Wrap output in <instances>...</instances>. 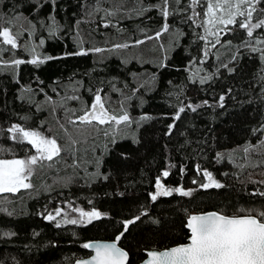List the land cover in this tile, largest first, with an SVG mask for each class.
<instances>
[{"label": "trees", "instance_id": "trees-1", "mask_svg": "<svg viewBox=\"0 0 264 264\" xmlns=\"http://www.w3.org/2000/svg\"><path fill=\"white\" fill-rule=\"evenodd\" d=\"M254 6L252 23L264 19V0ZM206 8L207 0H0V31L18 39L13 48L0 37V158L32 151L13 139L14 125L48 133L61 148L33 166L31 187L0 193V264H73L89 240L121 233L118 244L134 264L145 249L185 242L192 213L264 209V59L252 50L264 49L257 43L264 28L249 37L238 16L212 28L223 29L217 43L205 31ZM123 39L132 44L113 47ZM33 44L37 64L28 62ZM82 49L87 54L73 55ZM17 59L24 63L12 64ZM97 92L107 109L129 115L116 127L125 136L111 134L113 123L77 119ZM77 132L93 140L92 175L72 165L82 157ZM63 165L71 171L55 173ZM205 171L223 187L202 188ZM157 178L192 195L153 201ZM58 208L62 214L48 219ZM72 208L102 215L89 222ZM65 213L79 222L67 223ZM127 221L134 223L125 231Z\"/></svg>", "mask_w": 264, "mask_h": 264}, {"label": "snow or ice", "instance_id": "snow-or-ice-1", "mask_svg": "<svg viewBox=\"0 0 264 264\" xmlns=\"http://www.w3.org/2000/svg\"><path fill=\"white\" fill-rule=\"evenodd\" d=\"M167 5L168 0H164ZM200 0H192V4L196 5ZM261 3V0H207V8L204 12L206 19L204 25L205 31L210 36H216V42H219V31L213 32L212 28L217 25H234L237 24V17H243L239 21V27L246 29L247 35L251 37L254 29L264 28V19H260L256 23H252L253 12L256 11L255 4ZM249 5V7H242ZM264 11V10H262ZM165 17L169 15L167 7L162 9ZM197 15H199L197 13ZM164 31L168 30V25L165 24ZM157 32L156 36L159 37ZM0 37L3 38V43L17 47L16 38L10 32L9 28L5 27L0 31ZM205 38V37H202ZM143 41H137L142 43ZM257 43H264V40H258ZM43 44V41H41ZM128 45H117L116 47H127ZM213 46H215L213 44ZM253 51H261V58L264 59V49L253 48ZM2 51V49H0ZM99 52L101 49L97 48ZM84 51L73 53V55H85ZM207 55V53H205ZM48 57L47 59H50ZM32 64H37L38 60L33 58L28 61ZM43 62V61H39ZM23 60H13L12 64L20 65ZM203 82V81H202ZM76 99V97H73ZM223 97H221V100ZM184 111L183 108L180 109ZM81 123L91 124L93 121L103 125L106 123H114L120 125L130 121L127 112L123 114H115L105 107V100L97 92L94 97V102L90 110L85 111L84 115L77 118ZM75 123V121H71ZM10 133H18L19 136H13V139L26 140L31 144L37 152V155L28 156L25 159H3L0 158V193L16 192L20 188L31 187L30 183H26L33 173V166L37 165L41 160H52L54 156H58L61 152L60 146L55 138H48L39 131H29L24 128L14 125L8 130ZM247 151V150H246ZM168 171H164L162 176L167 177ZM204 176L207 178V183L200 185L202 188H221L223 185L216 181L212 174L205 171ZM196 183V181H193ZM157 192L151 195V199L155 201L158 196H168L173 192L179 193L182 196H191L193 190H185L182 187L164 188L161 184V178L156 180ZM264 195V193H260ZM71 207V205H69ZM74 212H79L81 218H87L89 222L93 219H98L102 215L99 211L92 210L85 212L82 209L72 208ZM62 209H56L55 215L48 214V219L54 220L56 216L62 214ZM66 222L77 224V219H68L65 213ZM136 219H140L139 216ZM134 221H127L124 225L125 231L128 224ZM59 227V224H57ZM187 228L190 230L188 242L180 244L176 247H171L163 251L153 250L147 253L149 259L146 264H264V209L249 208L239 209L232 215H226L221 212H208L198 215H191L187 221ZM123 233L115 239L119 241ZM85 249H90L94 252L89 259L77 261V264H126L128 253L117 246L116 242L111 243H85Z\"/></svg>", "mask_w": 264, "mask_h": 264}, {"label": "rangeland", "instance_id": "rangeland-1", "mask_svg": "<svg viewBox=\"0 0 264 264\" xmlns=\"http://www.w3.org/2000/svg\"><path fill=\"white\" fill-rule=\"evenodd\" d=\"M10 32L13 34V36L16 38V42H17V46H18V39H17V33L16 32H12L11 30H10ZM167 37H168V35H167ZM3 39V38H2ZM115 44H114V46L113 47H115V46H117V45H126V44H128V45H130V44H132V42H129L128 43V41L127 40H125V39H123V40H120V41H118V40H115V41H113ZM39 43V45L41 44V42H38ZM135 43H137V42H135ZM158 45H159V52L160 53H162L163 55L165 54V52H166V47H167V45H165L164 43H163V39H162V37H159L158 38ZM36 46V44H33V46L30 48L29 47V49H28V51L29 52H31L30 53V55H31V57H30V59L32 60L33 58H38L37 57V55H38V48L37 47H35ZM27 47V46H26ZM104 49H106L107 48V46H102ZM26 50H27V48H26ZM82 51H84V49H82ZM113 125H114V127H115V130L111 133L114 137H123V136H125L126 134H127V131L126 130H124V131H120V130H118L116 127H117V125H115L114 123H113ZM33 131H38V130H33ZM39 132H41V131H39ZM41 133H43L46 137H48V138H53L52 136H50L48 133H44V132H41ZM75 137V139H74V144L75 145H77L78 146V150L79 151H82V157L80 156H77L76 155V158L77 159H75L74 161H73V163H72V165H74V166H76L77 165V168L78 169H81L82 171H84V173H86V174H89V175H92L93 173H94V171H92L93 169H94V165L95 164H93V159L95 158L96 160H97V156H96V154L94 153V151H93V149H92V146H91V142L93 141V140H91V139H88L87 137H86V133H84V132H77L76 133V135L74 136ZM26 143H28L26 140H24ZM28 145L29 146H32L31 144H29L28 143ZM31 155H37V152H36V150H33L32 149V151L29 153V155L28 156H31ZM86 163L88 164V165H91L92 167H93V169H91V168H89L90 166H87L86 165ZM71 168L70 167H68V166H66V165H63L62 166V169L60 170L59 168H57L56 170H55V173H61L62 174V172H67V171H69ZM71 171V170H70ZM59 178L61 177V175H57ZM26 183H27V181H26Z\"/></svg>", "mask_w": 264, "mask_h": 264}, {"label": "water", "instance_id": "water-1", "mask_svg": "<svg viewBox=\"0 0 264 264\" xmlns=\"http://www.w3.org/2000/svg\"><path fill=\"white\" fill-rule=\"evenodd\" d=\"M178 113L175 114V116H177ZM208 212H218V211H215V210H210V211H205V212H198V213H192L190 214L187 219H186V224H185V227L187 228V221H188V218L191 216V215H198V214H203V213H208ZM188 232H189V236H190V230L187 228ZM188 236V237H189ZM188 237L186 239L185 242H181V243H177V244H174V245H171V246H168V247H165V248H162V249H145L143 250V253H144V257L139 260L138 262L134 263V264H146V261L149 259V257L147 256V253L149 251H153V250H158V251H163L165 249H168V248H171V247H176L180 244H183V243H187L188 242ZM95 242H100V243H111V242H116L117 243V246L122 248L124 251H126L128 253V251L121 247L119 244H118V241H116V239H92V240H89L88 242L86 243H95ZM88 251V254L86 256H83V257H79L77 259H75L74 263L73 264H77V261H80V260H84V259H89L92 255H94V252L90 249H86ZM126 264H130L129 263V253H128V260L126 262Z\"/></svg>", "mask_w": 264, "mask_h": 264}, {"label": "flooded vegetation", "instance_id": "flooded-vegetation-1", "mask_svg": "<svg viewBox=\"0 0 264 264\" xmlns=\"http://www.w3.org/2000/svg\"><path fill=\"white\" fill-rule=\"evenodd\" d=\"M90 110V109H89ZM28 144V143H27ZM31 147V149H33V150H36L33 146H30Z\"/></svg>", "mask_w": 264, "mask_h": 264}]
</instances>
